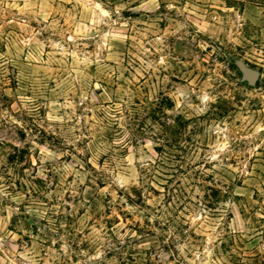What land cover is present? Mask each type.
Returning a JSON list of instances; mask_svg holds the SVG:
<instances>
[{
    "label": "rangeland",
    "instance_id": "374dc122",
    "mask_svg": "<svg viewBox=\"0 0 264 264\" xmlns=\"http://www.w3.org/2000/svg\"><path fill=\"white\" fill-rule=\"evenodd\" d=\"M0 264H264V0H0Z\"/></svg>",
    "mask_w": 264,
    "mask_h": 264
}]
</instances>
